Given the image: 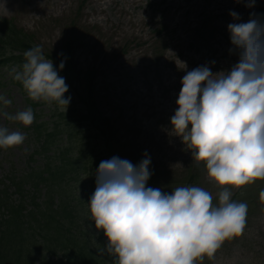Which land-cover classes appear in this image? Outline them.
Masks as SVG:
<instances>
[{"label":"rangeland","instance_id":"obj_1","mask_svg":"<svg viewBox=\"0 0 264 264\" xmlns=\"http://www.w3.org/2000/svg\"><path fill=\"white\" fill-rule=\"evenodd\" d=\"M249 2L0 0V27L3 22H10L24 30L42 47L44 55L53 58L54 67L68 86L65 98L71 97L69 104L83 103L78 97L72 98L71 92L79 75L93 77L85 99L95 113L92 117L97 114L110 122L109 154L137 165L147 153L152 172L149 187L155 185L169 193L179 184L201 187L216 204L222 189L210 180L204 164L193 159L192 150L173 131L171 117L177 108L182 77L188 71L208 65L216 74L230 71L237 63V56L230 51L228 31V25L237 21L229 13H238L239 22H247L252 14L262 16L264 0H254V7H246ZM240 3L241 8L237 9ZM63 57L69 61L64 68L71 71V82L56 63ZM14 81L12 71L4 72L0 95L12 101L5 111L15 115L31 107L34 121L24 127L0 116V126L25 136L23 144L0 149V188L7 176L14 172L20 177L30 167L29 158L40 146L32 132L35 117L41 114L39 122L48 121L52 128V112L58 108L54 103L32 101L22 85ZM84 126L83 132L88 133L90 124L88 128L86 123ZM41 157L37 155L39 164L43 163ZM194 172L193 182L186 184ZM261 190L264 181L231 190V199L248 206L245 228L240 235L225 241L212 259L205 257L202 264H264ZM13 200H17L14 194Z\"/></svg>","mask_w":264,"mask_h":264},{"label":"clouds","instance_id":"obj_2","mask_svg":"<svg viewBox=\"0 0 264 264\" xmlns=\"http://www.w3.org/2000/svg\"><path fill=\"white\" fill-rule=\"evenodd\" d=\"M246 7H254V0ZM229 15L237 21L228 25L237 63L216 74L208 65L188 71L171 117L173 131L222 189L218 203L197 186L171 193L148 187L147 153L135 166L119 157L101 161L88 205L95 228L108 240L100 254L114 257V264H202L245 228L248 206L232 200L231 190L264 181V15L252 14L247 22H239L235 11ZM23 57L12 76L28 97L68 108V86L42 47L33 46ZM11 103L0 95V116L31 126L32 108L11 115L5 111ZM24 140L20 131L0 126V149ZM259 198L264 202V190Z\"/></svg>","mask_w":264,"mask_h":264},{"label":"trees","instance_id":"obj_3","mask_svg":"<svg viewBox=\"0 0 264 264\" xmlns=\"http://www.w3.org/2000/svg\"><path fill=\"white\" fill-rule=\"evenodd\" d=\"M35 45L24 30L10 22L2 23L0 84L4 72L21 65L24 52ZM61 62L64 67L69 64L67 57L56 61L59 65ZM63 69L70 81L71 71ZM92 78L79 75L71 92L72 98L78 97L83 103L54 109L52 128L48 121L39 122L41 114L35 117L32 132L40 146L29 158V169L20 177L13 172L5 178L7 183L2 181L0 264H114V257L100 254L108 240L95 228L88 205L95 191L100 162L115 157L108 151L109 120L97 114L92 117L95 113L85 99ZM14 83L21 85L16 80ZM83 107L88 110L84 111ZM84 123L86 127L90 124L88 133L82 130ZM38 154L42 156L40 160L43 159L41 164ZM195 176V172L191 173L185 183L191 184ZM152 188H156L155 185ZM13 194L17 200H13Z\"/></svg>","mask_w":264,"mask_h":264},{"label":"bare ground","instance_id":"obj_4","mask_svg":"<svg viewBox=\"0 0 264 264\" xmlns=\"http://www.w3.org/2000/svg\"><path fill=\"white\" fill-rule=\"evenodd\" d=\"M244 3H245V0H244ZM233 5H235V4H233ZM241 5H242V3L239 4V6L237 7V9H240V8H241ZM243 8H246V7L244 6V4H243ZM233 9H236V8L233 7Z\"/></svg>","mask_w":264,"mask_h":264}]
</instances>
